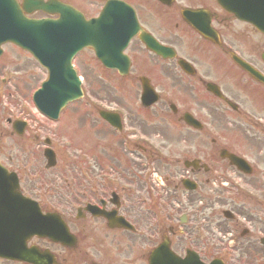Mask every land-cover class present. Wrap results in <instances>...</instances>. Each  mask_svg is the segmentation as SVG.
I'll list each match as a JSON object with an SVG mask.
<instances>
[{"label":"rangeland","instance_id":"obj_1","mask_svg":"<svg viewBox=\"0 0 264 264\" xmlns=\"http://www.w3.org/2000/svg\"><path fill=\"white\" fill-rule=\"evenodd\" d=\"M150 7V2L146 6L137 5L140 13L145 9V15L142 12L143 16H146ZM227 37L236 40V36L232 32H228L224 38V42L230 43ZM232 44L228 45L233 47ZM180 45L183 46V44ZM138 47V44L133 45L132 54ZM191 48L192 45L189 44L182 50V53L188 56ZM3 50L4 54L0 59V79L4 78L6 82L0 83V159L5 166L17 173L22 189H25L27 195L32 199L39 202L42 208L55 210L62 214L69 212L70 214V211L73 212L70 210L72 209L71 204H79L85 202L86 199L77 198V202L75 198L73 202L68 200L69 197H66L72 188L64 189L66 184L77 181L80 183V187L82 185L90 186L95 191L105 179L101 176L102 173L108 174L110 176L107 177V180L121 181L122 184L127 185L128 194L124 192L123 198H121V212L131 217L132 221L135 219L139 229H150L153 232L156 229L157 231L161 230V233H166L168 228H172L175 234L170 239L176 241L183 238L187 246L189 241L185 237L186 234L192 235L193 230L199 227L201 234L206 236L204 241H208V244H210L212 237L215 238L216 242H222L225 245L229 240L233 241L230 243H233L235 247L228 254L234 258L226 257L230 262L262 264L257 248L259 247L258 239L264 234V132L254 123L260 120L259 122H263L264 125V112L257 109L258 105L264 103V95L254 93L246 87L242 89L239 97L233 93L234 96L229 97V100L239 104V113L229 111L233 116L228 114L229 125L227 129L220 130L221 135L218 130V137L214 135L218 144L236 151L254 167L255 172L250 176H237L236 173H231L245 185L242 188L248 191L247 195L238 193L230 187H226L225 191H223L224 188H221L218 191L219 195H217L215 187L207 186L200 189V196L202 197V205H200L198 202L195 204L191 192L181 195V191L174 192L170 186L166 189V195L162 194L166 198L164 200L158 195L161 192L154 193L155 187L153 186L151 195L156 196L157 199L154 198L152 201L151 198H147L145 188L139 189L135 186L131 178V175L135 174L132 166L144 162L151 164L156 168L153 170L154 175H162L165 171L171 173L176 169L178 171L183 170L180 167L181 163L174 165L173 160L178 158L179 154L181 155L179 157H183L186 146L195 142L198 136L194 137V132L184 133L186 130L170 114L168 102L171 101L176 104L177 96L185 87L184 83L180 90L177 85H172V82H168L167 90L163 88L165 86H157V90L165 92L163 100L145 110L139 105V85L132 81L131 76L120 80L112 73L104 74L92 59L91 52L83 51L76 59L75 64L80 69L81 74L84 75V90L87 101L95 102H91L95 106H110L121 111L123 113V129L118 131L107 127L99 118L97 111L86 102L70 106L58 122H52L38 115L31 103V95L37 89L38 81L43 78L42 70L28 55L18 49L4 46ZM210 51L206 48L201 56L203 63L209 68V70H205L213 77H220L222 85L226 88L234 89L235 73L226 67L225 72L227 71V73L225 74L220 69H216L215 64L210 61V56L214 57L216 62L221 63L222 60L217 53L213 54ZM142 71L149 73L159 85L163 84L157 78L156 70L142 69ZM216 81L220 83V80L216 79ZM192 87L193 84L191 83L189 91ZM252 88L256 89L254 86ZM240 97L250 104L251 109L249 106H244V100ZM187 98L190 100L191 95ZM190 104L195 109L194 116H204L203 112L194 105V102ZM177 107L180 111H185V104L177 105ZM146 114H150V116L148 117ZM224 119L225 117L221 118V120ZM8 120L11 123L14 120H26L28 122L21 137L12 133L11 123ZM221 125L222 123L216 125L217 129H220ZM230 133H235V136L241 134L242 138L244 136L246 140L245 138L241 140H244V147L247 149L240 151L231 146L226 138ZM209 134V131L205 132L202 137L201 153H199L202 158H205L204 150L212 149ZM141 136L150 138L148 142L153 143V145L162 146L161 156L164 155L165 157H162V160L156 159L152 163V157L153 159L156 158V153L150 155L149 152L145 151L137 155L129 154L131 149H136L132 145L133 138ZM46 138L52 140L51 149L57 158V165L52 169L44 168L46 163L42 157V152L45 148L43 141ZM166 157L167 159L164 161L163 158ZM168 159L171 161L167 162ZM113 161L117 163L114 164ZM171 162L173 163L171 164ZM125 164H130L131 167L126 170ZM161 164H164V167L171 164L172 168H163ZM223 164L218 161L216 170L220 168L218 166ZM218 174H224V172ZM207 176L205 175L203 178H207ZM107 180L106 182L111 184ZM175 195L179 196L178 199L174 198ZM207 195L209 199L213 196H221L222 198V202L213 203L214 211L223 207L235 212L237 225L230 221L224 222L230 229L237 230L227 232V229H222L219 231L215 224L218 220H222L221 214L215 215V220L212 218L211 221H205L204 218H208L207 214L211 212V207L205 198ZM88 199L90 200L92 197ZM182 212L191 218L185 225H180L178 222ZM244 228L249 230L250 235L242 238ZM217 232L220 235L216 234ZM153 238L154 241H158L160 235L153 233ZM189 244L191 243L189 242Z\"/></svg>","mask_w":264,"mask_h":264},{"label":"flooded vegetation","instance_id":"obj_2","mask_svg":"<svg viewBox=\"0 0 264 264\" xmlns=\"http://www.w3.org/2000/svg\"><path fill=\"white\" fill-rule=\"evenodd\" d=\"M106 0H97L94 3V8L87 3H84L86 8L90 9L91 12L96 14L95 12L99 6H101ZM126 2L131 7L134 8L137 20L140 26L149 34L155 35L160 37V25H151L153 20H158L161 17L167 18L166 11L159 10H166L173 7L166 6L165 4L161 3L159 0H121ZM134 1L135 3H133ZM194 2L193 4H189L187 8H206L211 9L213 17L212 21L214 22L213 25H218L225 27L223 29L227 30L230 26H243L236 20H234L229 14L222 13L221 10L218 9L214 0H190ZM150 6L157 7V14L152 16L151 12L149 11L148 15H142V12L145 15V9L142 10L140 13L137 8V4L146 6L149 4ZM206 3V5H199ZM171 14V12L169 11ZM216 23V24H215ZM245 25V24H244ZM216 27V26H214ZM217 28V27H216ZM246 29L244 30V36L242 42H247L249 39V34L247 31H250V28L246 25ZM252 35L258 37V40L252 42L250 44V50L248 53V57L251 59V63L257 66L259 69L262 70L264 67V63L261 60V56H258V52L264 51V37L258 36L255 32H252ZM154 36V37H155ZM221 36V35H220ZM156 38V37H155ZM137 39V38H136ZM138 40V39H137ZM169 44H175V41L170 40H163ZM247 43L240 44L239 47L246 45ZM221 50H225L224 48L220 47ZM229 49V48H228ZM140 48H138L135 52H139ZM224 55L227 52H222ZM264 53V52H263ZM151 57V56H149ZM186 58L185 55H183ZM158 59V58H157ZM160 60V59H159ZM166 74V75H165ZM165 77L167 79H171L174 81V70L169 68L166 69ZM189 77V76H188ZM193 79H196L200 85L204 86L207 83L212 85L218 86L215 79L213 80L212 77L208 73H204V77L200 76L199 73L196 71L191 76ZM150 81V80H149ZM186 89H189V85H186ZM223 91V90H222ZM221 101V100H220ZM219 102V101H218ZM202 102L204 106L200 105L201 109L204 107L207 109V115L213 121H218L220 116V112L223 113L224 108L226 107V103L224 101L221 102ZM224 103V104H223ZM222 151L220 152V154ZM195 154L189 155L187 160L195 161L194 159ZM217 156V154H215ZM185 166V163H184ZM200 166L195 169H190L189 173L187 174H174L173 176H178L182 178H189V174H200L202 171ZM205 170V169H204ZM179 173V172H177ZM135 184L139 186L138 181H135ZM82 185V184H81ZM72 189H71V188ZM71 189L70 194L66 197L68 200L72 199V195H77V197L85 198L87 202L84 205H80L75 207L74 212L70 211V214L67 212L66 214H61L62 219L66 222L69 228V233L75 238V245L71 247H63L56 244H48L47 242L40 241L39 243L36 242V239H33L32 242H36V246H38L41 250L49 249L55 255L56 264H152L149 261L152 252L155 248L159 245L164 243L165 241L168 242L169 249L176 254L178 257L184 259L187 257V251H192L197 254V258L200 263L202 264H212L213 261L220 259L223 264H248V262L237 263L233 261H229L228 258H234L230 256L228 253L224 254V250H222L216 243L214 237H212L210 244L208 241H204V236L200 233L198 228H195L193 231V236L186 231V239L191 243L189 245H185V241L182 239L171 240L170 237L175 234V231L168 228L167 232L161 233V230H150V229H139L138 223L134 219L132 221L131 217L125 215V213L121 212L122 210V203H121V196L124 194L121 191L120 186H116L114 184H108L106 182H101L98 186L97 193L91 197H94V201H90L84 194L81 197L80 192L81 189L87 190V187L83 186L80 187V183L77 181H72L71 184H66V187ZM185 191V188L182 186ZM80 193V194H79ZM186 194V191H185ZM88 195V192H87ZM97 196V197H95ZM185 196V195H184ZM183 196V197H184ZM197 197H194L196 200ZM193 200V201H194ZM95 206L98 209V213L94 215L91 214L89 211L86 210L89 206ZM90 208V207H89ZM93 209H90L92 211ZM102 214V215H101ZM122 218L125 222L131 226H122L118 221L116 222L114 219ZM187 220L184 219L183 223ZM264 221V219H263ZM235 222V221H234ZM215 224V223H213ZM215 227L220 230L226 229V224L223 222H216ZM217 230V229H216ZM158 232V233H157ZM141 233V235H140ZM153 233L160 235V239L158 241H154ZM244 238L249 236L250 233L244 231ZM170 234V236H168ZM214 235V234H210ZM169 237V239H168ZM263 236L258 239L259 247L257 248V252L260 254V259L262 260V264H264V241ZM187 241V242H188ZM188 242V243H189ZM242 247V245H241ZM233 251V250H232ZM227 255V256H226ZM189 264H197L196 260H192V255H188ZM191 260V261H190ZM0 264H25L23 262H15L9 260H2L0 259ZM259 264V263H257ZM261 264V263H260Z\"/></svg>","mask_w":264,"mask_h":264},{"label":"water","instance_id":"obj_3","mask_svg":"<svg viewBox=\"0 0 264 264\" xmlns=\"http://www.w3.org/2000/svg\"><path fill=\"white\" fill-rule=\"evenodd\" d=\"M56 11L61 16L59 20L28 21L22 17L14 0H0V47L12 43L31 54L48 71L49 80L34 95V102L38 109L52 117L67 102L82 96L80 84L69 66L72 57L82 48L91 47L98 58L108 64L119 53V42L126 41L122 36L119 37V32L116 34L118 27L104 17L85 22L81 15L71 10L56 8ZM262 27L264 28V24ZM60 56L65 59V66L57 65L56 61ZM62 68L66 69L65 75L59 73ZM102 117L112 124V119L105 115ZM9 202L15 203L12 207L20 206V212H23L21 216L19 213L14 215L15 218L21 217L20 221L26 225L25 230L14 233L19 238L27 240L29 235L36 234L61 241L59 237L68 234L57 215H43L38 206L22 199L16 182L0 167V205ZM3 211L5 210L0 208V229L4 226L5 217L11 218ZM5 234L6 231L3 236ZM22 243L23 241L19 244Z\"/></svg>","mask_w":264,"mask_h":264}]
</instances>
